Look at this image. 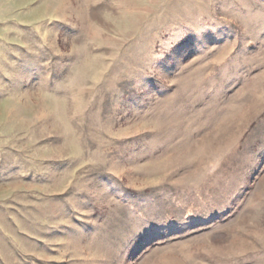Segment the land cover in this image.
<instances>
[{
  "label": "rangeland",
  "instance_id": "374dc122",
  "mask_svg": "<svg viewBox=\"0 0 264 264\" xmlns=\"http://www.w3.org/2000/svg\"><path fill=\"white\" fill-rule=\"evenodd\" d=\"M0 264H264V0H0Z\"/></svg>",
  "mask_w": 264,
  "mask_h": 264
},
{
  "label": "snow or ice",
  "instance_id": "6c2138e0",
  "mask_svg": "<svg viewBox=\"0 0 264 264\" xmlns=\"http://www.w3.org/2000/svg\"><path fill=\"white\" fill-rule=\"evenodd\" d=\"M191 40L193 43L197 42V41H200V37L195 33V32H192L191 33ZM56 167H60V168H63V167H67L68 165L66 164H59V165H55ZM241 183H244V177H237V180H236V185L239 186ZM69 195H72V193H69ZM60 199H66V197L64 196H61ZM145 223H148V222H145Z\"/></svg>",
  "mask_w": 264,
  "mask_h": 264
}]
</instances>
